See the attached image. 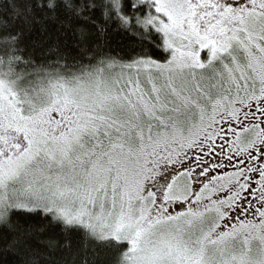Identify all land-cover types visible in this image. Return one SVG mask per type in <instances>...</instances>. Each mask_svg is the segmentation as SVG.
Listing matches in <instances>:
<instances>
[{"label":"snow or ice","instance_id":"6c2138e0","mask_svg":"<svg viewBox=\"0 0 264 264\" xmlns=\"http://www.w3.org/2000/svg\"><path fill=\"white\" fill-rule=\"evenodd\" d=\"M36 7L95 46L45 52L0 22V228L50 218L115 264H264V0Z\"/></svg>","mask_w":264,"mask_h":264},{"label":"trees","instance_id":"16d2710c","mask_svg":"<svg viewBox=\"0 0 264 264\" xmlns=\"http://www.w3.org/2000/svg\"><path fill=\"white\" fill-rule=\"evenodd\" d=\"M12 2L0 0V22L6 21L13 30L22 28L28 43L36 44L45 52L59 43L73 55L95 46L91 27L75 20L69 23L62 8L54 15L36 7L41 0H14L19 6V15L15 11L3 12ZM81 27H86V35L82 34ZM114 41L113 55L129 43L121 36H114ZM15 219L14 230L0 228V264H115L117 252L90 239L82 230L69 231L50 218L35 215ZM21 230L30 233L27 246L9 248V241Z\"/></svg>","mask_w":264,"mask_h":264},{"label":"rangeland","instance_id":"374dc122","mask_svg":"<svg viewBox=\"0 0 264 264\" xmlns=\"http://www.w3.org/2000/svg\"><path fill=\"white\" fill-rule=\"evenodd\" d=\"M215 174V173H214Z\"/></svg>","mask_w":264,"mask_h":264}]
</instances>
